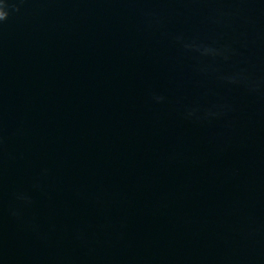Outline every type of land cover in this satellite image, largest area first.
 <instances>
[{"label": "water", "instance_id": "water-1", "mask_svg": "<svg viewBox=\"0 0 264 264\" xmlns=\"http://www.w3.org/2000/svg\"><path fill=\"white\" fill-rule=\"evenodd\" d=\"M0 264H264V0H0Z\"/></svg>", "mask_w": 264, "mask_h": 264}]
</instances>
